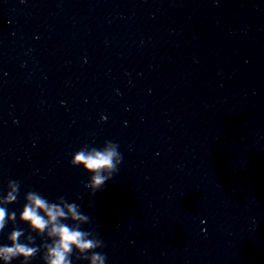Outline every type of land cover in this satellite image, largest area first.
<instances>
[{
    "label": "clouds",
    "instance_id": "obj_1",
    "mask_svg": "<svg viewBox=\"0 0 264 264\" xmlns=\"http://www.w3.org/2000/svg\"><path fill=\"white\" fill-rule=\"evenodd\" d=\"M118 145L105 141L102 148L85 145L73 154L71 165L82 167L90 174L85 187L95 194L103 190L105 184L118 172V165L122 162V155ZM20 184L18 181L9 180L4 195H0V232L11 221L15 226L17 215L9 213L7 206L17 201ZM25 204L19 214V221L27 224L29 234L25 235L24 229L14 227L7 235L9 245L0 246V260L3 264H11L17 258L21 264H30V261L42 250L43 264H72L71 257L75 251L77 259L87 260L89 264H105L106 256L95 251L103 247V242L92 231L82 230V225L90 223V218L85 215L75 202H68L64 197H59L55 202H50L39 192L29 190L26 192ZM45 240L35 246V237ZM21 237L24 241L21 242Z\"/></svg>",
    "mask_w": 264,
    "mask_h": 264
}]
</instances>
